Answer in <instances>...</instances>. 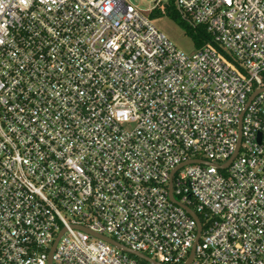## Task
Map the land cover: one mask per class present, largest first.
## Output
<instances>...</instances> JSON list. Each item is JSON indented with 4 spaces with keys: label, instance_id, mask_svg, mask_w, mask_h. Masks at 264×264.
I'll return each instance as SVG.
<instances>
[{
    "label": "built area",
    "instance_id": "1",
    "mask_svg": "<svg viewBox=\"0 0 264 264\" xmlns=\"http://www.w3.org/2000/svg\"><path fill=\"white\" fill-rule=\"evenodd\" d=\"M159 1L0 0V264H264V0Z\"/></svg>",
    "mask_w": 264,
    "mask_h": 264
},
{
    "label": "rangeland",
    "instance_id": "2",
    "mask_svg": "<svg viewBox=\"0 0 264 264\" xmlns=\"http://www.w3.org/2000/svg\"><path fill=\"white\" fill-rule=\"evenodd\" d=\"M132 5L139 8L147 15L148 11L156 5V0H129ZM159 6H167L169 0H160ZM155 28L161 32L172 44L188 56L197 52L193 41L184 30L168 15L155 16L153 19Z\"/></svg>",
    "mask_w": 264,
    "mask_h": 264
},
{
    "label": "trees",
    "instance_id": "3",
    "mask_svg": "<svg viewBox=\"0 0 264 264\" xmlns=\"http://www.w3.org/2000/svg\"><path fill=\"white\" fill-rule=\"evenodd\" d=\"M166 15L171 17L184 30L186 35L189 36L193 41L194 47L196 49H200L203 44L209 42V35H207L203 28L190 27L185 22H183L171 8H168ZM155 16L157 15H153L152 18H154Z\"/></svg>",
    "mask_w": 264,
    "mask_h": 264
},
{
    "label": "water",
    "instance_id": "4",
    "mask_svg": "<svg viewBox=\"0 0 264 264\" xmlns=\"http://www.w3.org/2000/svg\"><path fill=\"white\" fill-rule=\"evenodd\" d=\"M171 199H172V197H171ZM98 238H100L101 240H103V241H105V242L111 244L112 246L116 247L117 249H119L120 251H122V252H124V253L130 254V255H133V256L138 257V258H140V259H142V260H145V261L150 262V261L148 260V258H146L145 256L140 255V254L135 253V252H132V251H130L129 249H127V248H125V247H122V246H120V245L114 243L113 241H111L110 239H108V238H106V237H98Z\"/></svg>",
    "mask_w": 264,
    "mask_h": 264
}]
</instances>
